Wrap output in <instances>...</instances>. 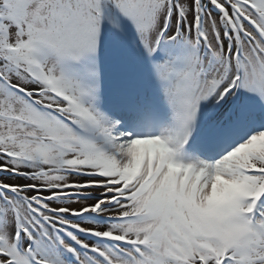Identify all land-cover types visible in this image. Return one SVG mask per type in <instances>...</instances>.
Segmentation results:
<instances>
[{"label":"snow or ice","instance_id":"6c2138e0","mask_svg":"<svg viewBox=\"0 0 264 264\" xmlns=\"http://www.w3.org/2000/svg\"><path fill=\"white\" fill-rule=\"evenodd\" d=\"M0 264H264V0H0Z\"/></svg>","mask_w":264,"mask_h":264}]
</instances>
